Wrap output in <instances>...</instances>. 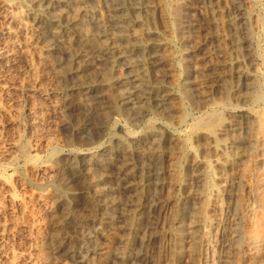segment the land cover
Returning a JSON list of instances; mask_svg holds the SVG:
<instances>
[{
    "label": "bare ground",
    "instance_id": "6f19581e",
    "mask_svg": "<svg viewBox=\"0 0 264 264\" xmlns=\"http://www.w3.org/2000/svg\"><path fill=\"white\" fill-rule=\"evenodd\" d=\"M194 1H198L203 6L205 4L209 6L220 0ZM24 2L28 11L26 10L21 17L11 16L9 18L30 34L29 45L32 50H37L38 54L40 53L51 65V72L58 80V85L60 83L62 89L66 90L59 104L55 102L57 105L53 107L54 115L62 118L61 128L64 132L74 134L79 139L86 138L90 131H95L98 135L108 124L107 121L117 114L124 115L133 126L145 121L149 116L161 120L165 126H176L181 111L173 83L178 84L181 80L185 97L191 102L205 104L212 99L213 87L211 85L217 84L212 81L215 76L213 72H215L216 63L208 60L210 57V54H207L208 49L204 51V48H208L205 47L207 42L204 38H199L200 29L197 30L195 22L191 23L192 34L188 32L189 38L187 37L185 41L181 39L185 43L184 46L182 45L183 52H185L183 61L185 65L178 66H181L183 73L178 75L176 73L173 65V47L166 37L168 31L161 29L162 25L161 27L158 25L160 19L165 23L167 0H24ZM175 2H181V5L179 4L181 7L186 5L188 0H176ZM5 6L11 8L8 4ZM171 7H169L170 10L173 9V6ZM186 8L193 13L198 11L195 4L186 5ZM216 8L218 10V7ZM182 10L183 8L181 12ZM238 16L241 17L240 12ZM181 25L179 23L177 27L178 30L183 31L185 28ZM7 31L10 33L11 30ZM182 35L179 37H183ZM230 49L233 50L234 47ZM5 56H7L6 53ZM240 79L243 84L248 81L246 76ZM235 82L237 84V81ZM243 84H240V87ZM39 87L41 88L40 85ZM224 98L222 101H225ZM76 112L79 113L77 114L82 118V122L78 120L79 123L74 121L75 124H73L70 114L74 115ZM215 115L201 118L203 119H200L202 126L214 127L222 123V118ZM47 120H50V117ZM229 120L221 124L222 130L220 129L219 132L222 133L220 134L226 135V128H235L240 124L235 119L230 118ZM163 124L153 127L148 136L141 141L134 140L130 134L124 137L113 134L116 147L111 146L105 150L98 143L95 148H82V152L77 153V157L71 158L72 154L63 156L65 162H68L64 163L63 168L65 170L63 175L66 177L63 182L64 187L71 189L78 183L81 189L76 192L73 190L67 192L77 199L75 204L72 201L67 202L66 199L63 201L55 198L57 200L54 204L57 207L60 203L64 206L62 214H56L57 209L55 211L54 208L49 209L53 214L54 224L52 226L54 225L59 234H57L58 239L55 243H51L49 247V264L53 262L54 264H154V254L151 248L162 242H167L165 246L168 248L171 264H181L183 261L187 264L192 260L195 262V259H198L200 264H209V258H213V264H232V259L237 253L236 246L239 244V238H237L239 236L235 230L230 229L229 232L221 229L219 232V239H222L221 245H216L215 249L211 248L210 254L207 253L208 256L205 255L206 252L205 254L200 252L208 229L201 212L202 207L199 205L200 194L205 187L204 160L207 157H203L202 154V159H193L187 165L186 172L183 177L181 175L180 180L171 179L179 175L177 160L181 155L178 152L181 147L177 148L176 133L168 131ZM220 138L222 137L218 139L223 140ZM227 139L229 142L224 147L228 152L224 163L228 166L234 163L239 164L242 159L240 148L244 139L233 137L231 133ZM122 144L125 145L124 148L117 147ZM182 151L184 152L183 149ZM244 151L246 150L244 149L243 153ZM208 152L205 154L210 156ZM70 159L71 163H69ZM111 166L117 170L115 177H110L108 174ZM169 190H174V192L181 190V199L178 200L179 198L176 199L169 194L166 196ZM224 192L229 195L231 191L225 190ZM83 202L93 210L92 219L86 220L87 217L75 218L73 216L76 221L71 222L73 217L69 219L70 209L78 207ZM170 213L175 214L174 219L170 218ZM168 251L166 250V253Z\"/></svg>",
    "mask_w": 264,
    "mask_h": 264
},
{
    "label": "rangeland",
    "instance_id": "374dc122",
    "mask_svg": "<svg viewBox=\"0 0 264 264\" xmlns=\"http://www.w3.org/2000/svg\"><path fill=\"white\" fill-rule=\"evenodd\" d=\"M175 1L167 0L165 23L160 19L158 20L160 23L158 25L159 27L162 25L161 29L168 31V36L166 35V37L168 41L170 40L169 43L173 47V65L177 75L183 73V69L180 67L185 65L183 62L185 52L182 49L185 43L181 39L185 41L187 37L189 38V33L192 34V22L197 25V30L200 29L199 38H204L207 42L205 47H208L204 48V51L208 49L207 54L212 57H209L208 60L216 63V65L214 64L215 72H213L215 76L212 81L218 85L214 83L211 85L215 94L212 92L210 103L209 101L207 102L208 104L191 102L185 97L181 80L178 84L173 83V89L178 95L181 111L179 112L181 116L178 115L179 121L176 123L177 125L175 124L176 126H165L161 120H156L152 116L142 121L143 123L140 122L133 126L129 120H126L127 118L124 115L117 114L119 116L115 115L110 118L104 130L98 135L95 131H90L86 138L79 139L76 135L68 134L62 130V118L55 116L53 112V107L59 104L60 98L63 97L66 90L62 89L63 87L60 83L58 85V80L51 72V65L46 62L43 56L40 53L38 54L37 50L38 57H36L37 54L34 49V53L32 52L33 50L29 45L30 34L9 18L11 16L13 18L21 17L26 10L28 11L24 0H0V264H49V247L55 243L59 235L54 225L52 226L54 224L53 214H51L49 209L52 210L54 208V211L57 209L55 211L56 214H62L64 206L60 203L57 207L54 204L55 201L60 198L63 201L66 199L67 202L72 201L75 204L77 199L67 192H71V190L76 192L81 189V185L78 183L76 184L77 186H73L75 190L73 187L71 189L64 187L63 182L66 177L63 175L65 171L63 168L68 163L63 159L64 155L72 154L71 158L77 157L82 152V148H95L98 143L105 150L111 146L116 147L113 134L122 137L130 134L134 140L141 141L148 136L153 127L159 124L167 127L168 131L176 133L174 134L178 142L177 148L181 147L178 152L182 156H178L177 160V163H179L178 174L180 176H173L171 179L174 181L180 180L186 172L187 165L193 159H202V154L203 157H207L204 160L205 187L200 194L199 205L203 208H201V212L208 229L200 252L204 254L206 252L205 255H207L211 248L215 249L216 245H221L222 239H219L220 230L226 229L229 231L231 229L235 230L239 236L237 237L239 238V244L236 246L238 254L236 253V256L232 259V264H264V0H220L222 3L220 1L214 2V5L209 6L208 4L203 6L198 1L188 0L186 5L195 4V8H198L197 14L191 12V10L188 11L186 5L180 7L181 2ZM170 2L173 3L171 4ZM196 3L200 5L198 4V6ZM4 4H8L11 8H7ZM171 6H173L172 10L169 8ZM216 7H218V10H216ZM208 10H210L209 13ZM239 12L243 18L238 16ZM186 13L189 20L186 19ZM206 13L208 14L207 16L205 15ZM197 17L203 21L198 20ZM166 20H168L167 23ZM244 20L246 21L244 22ZM177 23L182 24L181 26L185 29L183 31L178 30ZM204 23L207 24L205 25ZM6 29L11 30L10 33ZM14 31L20 35H17ZM181 34H183V37H179ZM233 41L237 42L234 43ZM233 47L234 51L230 49ZM236 47L240 50H236ZM5 53L9 57L5 56ZM179 65L181 66L178 67ZM228 70L230 73H228ZM222 71L224 72L222 73ZM243 76H246L248 80L244 84L240 79ZM235 81H237V84ZM240 84L243 85L240 87ZM238 95L240 96L238 97ZM223 97H225V101H222ZM214 98L215 100H213ZM227 100H229L228 103ZM214 113L222 118V123L214 127L202 126L201 120L205 116H216ZM75 114H70L72 118L70 120L73 124L82 119L80 115L78 116L79 113ZM49 117L50 120H47ZM52 117L57 118L53 119ZM230 118L235 119L240 124L235 128H226V135L220 134L222 133L219 132L222 125L224 122L230 121ZM120 125L124 126L121 127ZM230 133L233 137L244 139L242 143L244 148L242 146L240 148V152H242L240 163L228 166V164L224 163L228 152L224 146L229 142L227 138H229ZM215 135L222 137L220 139L223 140H219V137ZM197 143H200V145H196ZM207 144L211 145L208 146ZM204 145L208 148H205L206 146ZM117 147L124 148L125 145L123 146L122 144V146ZM204 149H207L210 153ZM244 149L246 150L244 151L245 153H243ZM206 152L210 156L206 155ZM179 158L181 159L179 160ZM69 163H71V159ZM113 168L114 166H111V169H108L110 177L117 175L116 168ZM225 190L231 191L230 194L226 195ZM168 194L176 199L179 198L178 200L182 197L181 190L175 192L174 190H169L166 196H169ZM85 205L83 202L78 207L71 208L69 219L73 216L75 218L81 216L87 217L86 220H91L94 212L89 206ZM170 215V218L174 219L175 214L170 213ZM74 217L73 220H70L71 222L76 221H74ZM165 245L167 246V242H162L151 248L154 254V264H171L169 251ZM44 258H47V260ZM195 260V262L192 260V262L187 264H200L198 259ZM181 264H184V261ZM209 264H213V258H209Z\"/></svg>",
    "mask_w": 264,
    "mask_h": 264
}]
</instances>
